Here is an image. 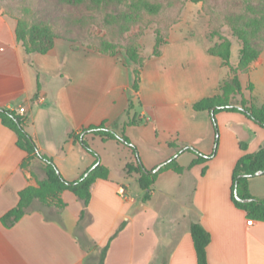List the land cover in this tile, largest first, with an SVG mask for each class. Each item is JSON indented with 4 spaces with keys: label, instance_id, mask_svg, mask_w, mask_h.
<instances>
[{
    "label": "crops",
    "instance_id": "crops-1",
    "mask_svg": "<svg viewBox=\"0 0 264 264\" xmlns=\"http://www.w3.org/2000/svg\"><path fill=\"white\" fill-rule=\"evenodd\" d=\"M14 30L15 24L0 11V107L25 108V130L38 149L52 157L65 179L75 180L95 165L94 155L69 135L102 121L129 138L148 170L172 156L187 167L196 156L189 151L177 153L182 146L205 154L212 151L215 133L209 114L194 111L191 105L219 93L221 81L230 77L218 56L204 51L213 67L212 74L204 76L206 82L188 87L180 66L164 73L153 65L154 69L145 68L141 74L150 84L146 87L140 79L135 91L134 68L116 56L73 49L61 38L46 53L28 54ZM238 77L243 96L257 105L264 103V50ZM129 118L142 122L127 125ZM216 122L215 155L181 173L160 171L145 201L140 199L139 172L125 170L128 163L136 165L131 148L115 139L84 134L108 169L107 178L91 185L86 206L91 220L79 230L82 203L70 191L59 195L60 206L33 201L15 223L4 225L0 220V264H85L94 247L108 242L103 264H197L191 222H199L210 233L208 264H264V221L248 224L245 211L230 199L232 169L242 154L255 152L263 144L264 128L237 111L218 112ZM240 141L246 144L245 150ZM25 157L14 132L0 121V218L17 204L20 190L36 186L44 177L41 160L33 158L22 167ZM262 175L249 178L248 189L252 196L264 199V188L257 182ZM119 186L125 188L126 197L117 194ZM132 186L135 196L130 193ZM181 196L182 212L158 209L157 199L170 208L181 202Z\"/></svg>",
    "mask_w": 264,
    "mask_h": 264
},
{
    "label": "rangeland",
    "instance_id": "rangeland-1",
    "mask_svg": "<svg viewBox=\"0 0 264 264\" xmlns=\"http://www.w3.org/2000/svg\"><path fill=\"white\" fill-rule=\"evenodd\" d=\"M147 1L157 7V11H135L130 0H0V11L15 25L18 19L47 23L56 38L67 40L73 49L113 55L124 65L135 68L137 65L126 55V49L130 48L143 59L141 74L145 68L148 72L154 69L153 65L164 73L180 66L188 87L206 82L204 76L212 74L213 67L204 51L209 54L225 51L228 45L229 65L225 66L231 76L243 40L260 53L264 50V0ZM156 39H159L157 54L152 55ZM164 50L167 53L161 56ZM158 56L159 61H150ZM248 68L238 72H248ZM150 82L147 76L144 80L141 76L144 86ZM250 86L247 81V88ZM262 176L257 182L263 189L264 173ZM130 193L135 196L133 186ZM181 199L170 208L164 206L162 198L157 199L158 209L161 213L182 212L183 196ZM34 202L43 205L38 200ZM31 203L25 211L30 209ZM98 253L94 247L86 256L85 264H99Z\"/></svg>",
    "mask_w": 264,
    "mask_h": 264
},
{
    "label": "trees",
    "instance_id": "trees-1",
    "mask_svg": "<svg viewBox=\"0 0 264 264\" xmlns=\"http://www.w3.org/2000/svg\"><path fill=\"white\" fill-rule=\"evenodd\" d=\"M190 1L198 2L200 0ZM130 6L135 9V11H157V7H154V5L147 0H130ZM14 31L16 40L21 43L24 51L28 54L33 52L46 53L53 48L56 39L53 28L47 23H31L23 19H18ZM158 45L159 39H156L152 49V55L157 54ZM211 54L218 56L223 65H229L230 49L228 45L225 51L216 50L215 53ZM259 54L260 50L250 48L247 45V41L243 40V45L239 49L237 65L231 69L232 75L221 81L219 93L213 96L203 97L192 103L191 106L194 111L205 110L208 112L215 137L213 149L209 154L202 153L192 146H182L178 149L177 153L180 151H189L196 156L187 167L179 165L176 162L175 156H172L164 161L159 169L154 172L144 168L140 162L137 148L129 138L123 132L118 133L109 128L106 125V121H102L100 124L81 128L79 133L75 135H69L73 137L75 141H78L83 149L93 154L95 157V165L93 167L88 168L79 178L70 181L60 174L52 157L42 153L38 149L34 139L24 128L23 117L16 114L13 110L0 107L1 123L14 132L17 146L26 152V157L21 163V166L25 167L31 159L38 158L43 164L42 169L44 172V177L37 182L36 186L30 185L19 191L17 204L0 218L1 222L4 225L15 223L25 213V208L34 200L40 201L45 206H60L62 205V201L59 199V195L64 191H70L82 203V209L79 215V230H83L85 225L91 220L90 215L86 211V206L90 199L91 185L96 179L107 178L108 176L107 167L99 162L97 152L94 151L82 137L84 134L91 133L104 140L115 139L131 148L136 159V165L128 163L125 166V170L127 172H139L137 182L140 189L143 190L142 199L145 201L149 199L151 186L160 171L171 169L177 173H181L186 168L188 169L195 164L207 162L215 155L218 145V128L216 122V114L218 112H241L248 119L264 128V103L257 105L251 99L245 98L242 94V86L238 77V71L246 70L249 64L258 58ZM126 55L129 60L137 65V67L133 69L134 81L132 83L133 90L137 91L141 79L143 59L130 48L126 49ZM237 96H239V99H237ZM130 108L131 100L128 102V113ZM140 122H142L141 119L129 118L126 124H139ZM239 146L242 150L246 149V144L241 141L239 142ZM205 169L206 167L204 166L201 170L202 174L205 172ZM258 171L264 173V142L257 151L244 153L236 161L231 174L230 199L237 208L245 211V215L248 219L264 221V199H258L252 196L248 189L249 178L257 175L256 172ZM236 196L240 199H250V201H241L237 199ZM189 231L193 241L197 264H208L206 247L210 242V233L199 222H191ZM112 237H110V240ZM108 246L109 242L100 248L96 247L99 250V264H103Z\"/></svg>",
    "mask_w": 264,
    "mask_h": 264
},
{
    "label": "built area",
    "instance_id": "built-area-1",
    "mask_svg": "<svg viewBox=\"0 0 264 264\" xmlns=\"http://www.w3.org/2000/svg\"><path fill=\"white\" fill-rule=\"evenodd\" d=\"M38 99H39V100H42V99H43V96L40 95V96L38 97ZM14 111H16V112L18 113V115H20V116L23 117V115H24V113H25V108H24V107H19V108H17V109L14 110ZM117 194H118L119 196H121V197H126V190H125V188H124L123 186H119L118 189H117ZM252 222H253L252 219H247V223H248V224H251Z\"/></svg>",
    "mask_w": 264,
    "mask_h": 264
},
{
    "label": "water",
    "instance_id": "water-1",
    "mask_svg": "<svg viewBox=\"0 0 264 264\" xmlns=\"http://www.w3.org/2000/svg\"><path fill=\"white\" fill-rule=\"evenodd\" d=\"M160 166H161V164H159L158 166H156L152 171L154 172V171L158 170ZM261 173H262L261 171L256 172V174H261ZM237 199H239L241 201H244V202L250 201V199H240L239 197H237Z\"/></svg>",
    "mask_w": 264,
    "mask_h": 264
}]
</instances>
